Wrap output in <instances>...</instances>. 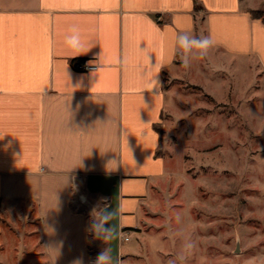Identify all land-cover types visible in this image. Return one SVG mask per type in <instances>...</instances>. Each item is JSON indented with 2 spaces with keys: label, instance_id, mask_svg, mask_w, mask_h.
<instances>
[{
  "label": "crops",
  "instance_id": "1",
  "mask_svg": "<svg viewBox=\"0 0 264 264\" xmlns=\"http://www.w3.org/2000/svg\"><path fill=\"white\" fill-rule=\"evenodd\" d=\"M72 24L93 44L79 56L63 44ZM183 32L264 70V21L246 0H0V264L132 253L168 172L165 77ZM102 208L106 243L89 230Z\"/></svg>",
  "mask_w": 264,
  "mask_h": 264
},
{
  "label": "rangeland",
  "instance_id": "2",
  "mask_svg": "<svg viewBox=\"0 0 264 264\" xmlns=\"http://www.w3.org/2000/svg\"><path fill=\"white\" fill-rule=\"evenodd\" d=\"M246 2L264 19V0ZM176 69L160 124L168 172L156 207L130 231L135 249L113 264H169L178 218L195 242L186 264H264L263 66L211 48Z\"/></svg>",
  "mask_w": 264,
  "mask_h": 264
},
{
  "label": "clouds",
  "instance_id": "3",
  "mask_svg": "<svg viewBox=\"0 0 264 264\" xmlns=\"http://www.w3.org/2000/svg\"><path fill=\"white\" fill-rule=\"evenodd\" d=\"M175 41L178 48L182 49V52H178V55H180L186 67L190 65L191 58L206 57L210 49L215 46V40L211 35H200L197 37L188 32L178 33ZM63 44L69 51L75 53L76 56L87 53L93 46L91 40L86 37L78 24L70 25L65 31ZM194 50H196L195 53ZM113 162L114 160H110L107 162V165ZM112 216L113 213L107 211L106 208L98 210L95 216L92 215V223L89 226V230L96 239L101 240L103 243L113 238V229L109 224ZM174 237L180 240V247L175 257L169 261V264H186L187 259L195 247V242L192 235L188 232L186 222L182 218H178L177 220ZM75 264H83L82 259H78ZM92 264H113L111 248H102Z\"/></svg>",
  "mask_w": 264,
  "mask_h": 264
},
{
  "label": "built area",
  "instance_id": "4",
  "mask_svg": "<svg viewBox=\"0 0 264 264\" xmlns=\"http://www.w3.org/2000/svg\"><path fill=\"white\" fill-rule=\"evenodd\" d=\"M75 66L78 69L89 70V69H93V68L97 67V64H95V63H86V62L79 61V62L75 63ZM124 238L126 240H128L130 237L128 235H125Z\"/></svg>",
  "mask_w": 264,
  "mask_h": 264
},
{
  "label": "trees",
  "instance_id": "5",
  "mask_svg": "<svg viewBox=\"0 0 264 264\" xmlns=\"http://www.w3.org/2000/svg\"><path fill=\"white\" fill-rule=\"evenodd\" d=\"M251 13L254 17H258V18H260L263 14V13H261L260 10H253V11H251ZM262 20L264 21V19H262Z\"/></svg>",
  "mask_w": 264,
  "mask_h": 264
}]
</instances>
